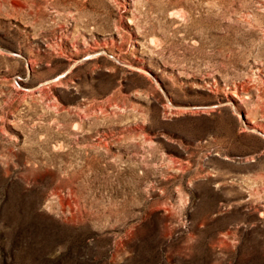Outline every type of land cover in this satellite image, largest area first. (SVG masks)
<instances>
[{"label":"rangeland","instance_id":"374dc122","mask_svg":"<svg viewBox=\"0 0 264 264\" xmlns=\"http://www.w3.org/2000/svg\"><path fill=\"white\" fill-rule=\"evenodd\" d=\"M21 1L0 264H264V0Z\"/></svg>","mask_w":264,"mask_h":264},{"label":"bare ground","instance_id":"6f19581e","mask_svg":"<svg viewBox=\"0 0 264 264\" xmlns=\"http://www.w3.org/2000/svg\"><path fill=\"white\" fill-rule=\"evenodd\" d=\"M11 4H13L14 6L17 5V7H22L24 5V2H22L21 0H11ZM171 14L176 16V17H180L183 21H185L187 19L185 13L182 11H173V12H170V16H171ZM151 38H153V37H151ZM233 93H234V91H233Z\"/></svg>","mask_w":264,"mask_h":264}]
</instances>
